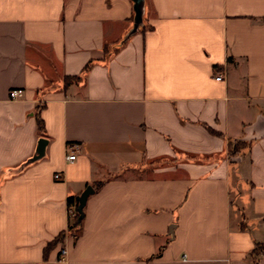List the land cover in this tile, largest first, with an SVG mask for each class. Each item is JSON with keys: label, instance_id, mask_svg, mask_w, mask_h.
I'll list each match as a JSON object with an SVG mask.
<instances>
[{"label": "crops", "instance_id": "obj_1", "mask_svg": "<svg viewBox=\"0 0 264 264\" xmlns=\"http://www.w3.org/2000/svg\"><path fill=\"white\" fill-rule=\"evenodd\" d=\"M133 5L0 0V264H264V0Z\"/></svg>", "mask_w": 264, "mask_h": 264}, {"label": "water", "instance_id": "obj_2", "mask_svg": "<svg viewBox=\"0 0 264 264\" xmlns=\"http://www.w3.org/2000/svg\"><path fill=\"white\" fill-rule=\"evenodd\" d=\"M133 1V7H134V23L133 28L126 36V39H128L130 36L135 34L138 29L143 25V16H144V7H145V0H132ZM48 141L46 138H41L38 141V145L36 148L35 154L28 159L26 164L32 163L34 161H37L41 159L45 155L46 151V145ZM95 189L92 186H87L85 190L78 196V207L77 211L79 213V222H82L84 218V207L86 205L88 197L94 193Z\"/></svg>", "mask_w": 264, "mask_h": 264}, {"label": "trees", "instance_id": "obj_3", "mask_svg": "<svg viewBox=\"0 0 264 264\" xmlns=\"http://www.w3.org/2000/svg\"><path fill=\"white\" fill-rule=\"evenodd\" d=\"M89 69V65L86 67V71ZM79 79L77 78V77H66L65 78V82H66V84H69V83H73V82H75V81H78ZM38 125H39V127H40V129L41 130H43V121H42V119H39L38 118ZM235 144H236V147L235 146H233L232 147V152H235V151H237V149H238V144L240 143L239 141H235L234 142ZM68 206L70 207V208H74L75 209V216L72 218V219H70L69 218V220H68V229H69V232H70V235H76L77 234V231L79 230V228L81 227V224H82V222H79V213H78V211H77V207H78V200L76 199V198H74V197H69L68 198ZM64 234L65 233H62L59 237H58V239H56V241H60V240H62V238H63V236H64ZM51 246V243L48 245V247H47V249L46 250H48V248ZM262 251V246H260V245H258L257 247H256V249L254 250V254H256V255H258V254H260V252ZM254 264H259V262H255Z\"/></svg>", "mask_w": 264, "mask_h": 264}, {"label": "built area", "instance_id": "obj_4", "mask_svg": "<svg viewBox=\"0 0 264 264\" xmlns=\"http://www.w3.org/2000/svg\"><path fill=\"white\" fill-rule=\"evenodd\" d=\"M216 79L217 80H222V76L219 75V76L216 77ZM23 95H24V90L23 89H17L16 88V89L10 90V92H9V96H10L11 99H18V98L22 97ZM75 148H76V146L70 145L66 149L67 152H68V154L66 155V160L69 163H73L76 160V153H75L76 149ZM55 178L56 179H61V174H56ZM68 213H69V218L72 219L75 216V209L74 208L73 209L70 208ZM68 234H70V232H69V229L67 228L64 236H66ZM60 254L61 255H60L59 260L60 261H64L66 259V254H67L66 248H63L61 250Z\"/></svg>", "mask_w": 264, "mask_h": 264}]
</instances>
